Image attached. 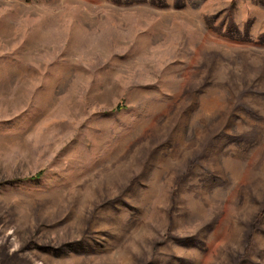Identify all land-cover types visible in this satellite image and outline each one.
I'll list each match as a JSON object with an SVG mask.
<instances>
[{
    "label": "rangeland",
    "instance_id": "374dc122",
    "mask_svg": "<svg viewBox=\"0 0 264 264\" xmlns=\"http://www.w3.org/2000/svg\"><path fill=\"white\" fill-rule=\"evenodd\" d=\"M0 264H264V0H0Z\"/></svg>",
    "mask_w": 264,
    "mask_h": 264
}]
</instances>
